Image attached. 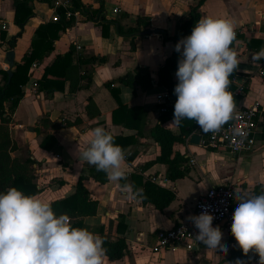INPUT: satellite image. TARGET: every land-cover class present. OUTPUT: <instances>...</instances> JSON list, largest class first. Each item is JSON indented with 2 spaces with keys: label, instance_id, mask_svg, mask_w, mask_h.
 Instances as JSON below:
<instances>
[{
  "label": "crops",
  "instance_id": "crops-1",
  "mask_svg": "<svg viewBox=\"0 0 264 264\" xmlns=\"http://www.w3.org/2000/svg\"><path fill=\"white\" fill-rule=\"evenodd\" d=\"M80 1L89 7V15L78 11L76 24L60 32L49 50L48 44L41 42L34 47L33 43L38 40L37 30L42 25L55 22V10L50 4L45 0H29L33 14L26 20L22 32L15 22L14 1L0 0V86L4 84L3 72H7L5 61L9 51L15 53L14 72L25 58L36 55L29 70L30 80L21 87L24 96L13 111L6 105L11 118L10 137L17 147L11 155L21 163L32 161L31 175L40 190L36 196L50 204L67 199L76 192L78 180L83 177L85 188L99 204L98 212L79 219L68 217L71 226L87 228L109 241L123 238L127 244V253L122 259L111 260L106 256V264L242 262L246 256L225 229H221V245L227 246L226 254L219 248L209 249L199 241L192 251L181 247L154 252L153 248L157 233L176 227L192 216L197 199L209 188L233 184L235 197L250 198L258 186H264V74L260 73L264 71V58L254 62L252 56L260 50L247 46L250 40L264 45V0H208L201 7L202 18L230 19L235 25L234 47L239 64L229 90L244 89L243 94L234 96V111L258 105L256 147L250 153L233 154L192 144L191 138L199 135L194 121L193 132L185 143L174 146L175 153L187 159L182 166L186 175L176 181L168 179L167 165L148 163L161 153L160 144L153 137L156 126L176 135L181 133L180 124L170 125L174 119L177 100L174 89L178 84L176 72L181 57H175L173 69L164 76L173 91L160 81V72L167 60L177 53L175 46L183 39L174 42L165 38L179 34L181 26L189 19L191 7L197 6L200 0ZM103 17L105 21H119L125 29L136 26L138 18L148 17L150 21L132 38L119 35L116 25L103 24ZM147 30L159 33L142 36ZM20 33L21 37L11 48L9 42ZM68 54L70 57L48 74L49 87L42 89L40 82L45 71L58 57ZM93 57L97 60L91 61ZM137 70L149 71L153 80L151 88L144 90L137 86L134 90L120 82V78ZM34 80L38 87L32 90ZM166 90L172 100L169 112L162 113L163 105L156 101V95ZM168 114L173 115L172 118L162 121ZM96 127L104 128L123 149L122 170L126 179L118 182L108 179L101 184L92 177L94 165L80 158V152L89 147L91 131ZM192 160L196 163H191ZM146 181L175 194L170 206L160 211L152 204H145L139 195L133 199L130 193L122 191L125 184H131L133 193L137 190L141 193ZM237 202L235 198L234 208ZM248 254L251 257L250 252Z\"/></svg>",
  "mask_w": 264,
  "mask_h": 264
},
{
  "label": "clouds",
  "instance_id": "clouds-1",
  "mask_svg": "<svg viewBox=\"0 0 264 264\" xmlns=\"http://www.w3.org/2000/svg\"><path fill=\"white\" fill-rule=\"evenodd\" d=\"M234 29L230 19L202 18L191 35L176 44L175 51L181 58L170 125L178 126L183 119L194 120L208 133L219 131L233 118L235 102L228 91L229 77L239 64L237 51L231 47ZM261 58L264 48L252 56L254 62ZM91 136L80 158L104 171L110 181L126 179L122 170L124 151L114 143L113 136L102 127L94 128ZM132 189L133 185L125 184L122 191L135 199L140 190L133 193ZM235 198L238 202L231 234L245 256L254 250L259 264H264V194ZM187 219L198 229L197 241L227 253V246L221 245L223 233L219 226L213 227L214 216L206 209ZM103 244L98 234L72 227L66 215L57 216L51 204L39 196L25 195L15 187L0 193V264H106ZM236 264L242 262L237 260Z\"/></svg>",
  "mask_w": 264,
  "mask_h": 264
},
{
  "label": "trees",
  "instance_id": "trees-1",
  "mask_svg": "<svg viewBox=\"0 0 264 264\" xmlns=\"http://www.w3.org/2000/svg\"><path fill=\"white\" fill-rule=\"evenodd\" d=\"M13 1L16 8L15 22L20 26L23 32L25 22L28 17L33 14V10L28 5L29 0ZM45 1L49 3L50 6L59 14L60 20L42 25L37 30L38 40L33 43V46L35 47L37 43L43 42V44H48L49 50H52V44L54 40L58 39L60 32H65L76 24L75 16L77 12L80 11L84 14H88L89 7L87 8L84 6L80 0H70L71 5L69 9L73 15L72 17L67 18L64 9L55 7V0ZM206 1L208 0H200L197 6L191 7L189 19L181 26L179 34L173 38L166 37L165 40L175 42L181 38L191 35L195 24L202 18L201 7ZM102 9L103 4H101L100 11ZM23 12L25 13L24 16ZM149 21L150 18L148 17L138 18L136 26L125 29L117 20L105 21L104 17L102 19L103 24L116 25L119 35L132 38L138 36V34L141 32V27L148 26ZM21 35L22 33L14 37L9 42V46L11 48L15 47L16 41L19 37H21ZM234 42L231 47L235 49ZM132 46L133 49H135V45L133 44ZM247 46L249 49L256 50L264 48L263 44L257 43V41L254 40H250L247 43ZM69 57V54L58 57L55 64L45 71V74L40 82L42 89L49 87L48 83L50 81L47 79L48 74L53 73L54 68L62 65L63 62ZM175 57L181 56L177 53L174 54L172 58L167 60L165 67L160 72V81L167 86L170 92L173 91L172 84L170 81L165 80L164 76L167 75L171 69H173L174 66L172 63ZM35 60L36 55L33 53L29 57L25 58L22 64L17 65L16 71L14 72L13 78L9 85L7 84L8 73L3 72L4 84L0 86V193H5L9 188L12 187L17 188L28 196L38 195L40 193V190L33 182L34 178L31 175L30 166L32 165V161L28 160L26 163H21L18 159L13 158L11 155L12 152L17 149V147L10 137L8 125L11 122V118L8 116L6 111V105H8L10 110L13 111L24 96V93L21 91V87L29 82V70ZM96 60L97 59L94 57L91 58V61ZM235 74L236 70L229 77L230 81L235 76ZM56 80L61 81L58 78ZM120 82L133 88L134 90H136L137 86H140L144 90L153 86V80L150 77L149 71L146 70H137L135 72L128 73L124 77L120 78ZM109 85L111 86V84ZM56 87L57 85L54 86L55 89H57ZM228 89H232L231 83ZM120 108H122V106H120ZM172 116L173 115L168 114L167 117L162 119V121H166L169 118H172ZM193 124L194 120H181V133L179 135L174 134L170 130L162 128L160 125L156 126V128L153 130V137L160 144L161 153L154 161L149 162L148 165L157 163L167 165L168 179L171 181L182 179L186 175V170L183 169L182 166L186 163L187 159L180 156L179 154H176L174 151V146L178 143H185L186 138H188L193 132ZM43 145L45 146V144ZM92 177L101 184H105L108 181L107 174L104 171H98L96 166L92 168ZM83 180V177L78 180L76 192L72 196L51 204L52 209L57 216L66 215L67 217L79 219L95 216L97 214L99 204L97 201L91 198L90 193L83 184ZM261 194H264V186H258L253 196H258ZM139 196L145 204H152L160 211L170 206V204L175 199V194L173 192L153 183L152 181H146ZM103 241V247L106 249V256H108L109 259L120 260L127 253V244L123 238H120L117 241H109L107 239H103ZM242 264H250L249 254L244 258Z\"/></svg>",
  "mask_w": 264,
  "mask_h": 264
},
{
  "label": "built area",
  "instance_id": "built-area-1",
  "mask_svg": "<svg viewBox=\"0 0 264 264\" xmlns=\"http://www.w3.org/2000/svg\"><path fill=\"white\" fill-rule=\"evenodd\" d=\"M70 0H55V7L62 8L66 12V17H72L69 9ZM115 13L118 12L116 9ZM77 15V14H76ZM60 20L59 14L55 11L53 21ZM33 67H36L34 64ZM264 74V71L260 72ZM32 90L38 87V83L34 80ZM233 97L243 94L242 87L231 91ZM172 100L169 91L156 95V101L163 105L160 112L166 113L170 107ZM258 105L253 107L234 111L233 118L226 122L219 131L205 133L195 122V132L201 136L200 145L208 149H224L233 154L250 153L254 151L257 144V116ZM191 163H196L192 160ZM235 188L233 184H225L209 188L205 193L200 195L196 201L195 211L192 216L200 215L203 210H207L209 214L214 216L213 227L219 226L231 234L232 217L235 211ZM198 229L188 219L171 229H162L157 233V243L153 248L154 252H160L164 249L185 248L192 251L197 244L195 239ZM250 264H259V256L255 251H250Z\"/></svg>",
  "mask_w": 264,
  "mask_h": 264
},
{
  "label": "water",
  "instance_id": "water-1",
  "mask_svg": "<svg viewBox=\"0 0 264 264\" xmlns=\"http://www.w3.org/2000/svg\"><path fill=\"white\" fill-rule=\"evenodd\" d=\"M159 31L157 30H147L141 33L142 36H148V35H152V34H158ZM14 57H15V53L14 51H9L6 55V61L5 64L7 65V73H8V81L7 84L9 85L11 83V80L13 78L14 75V71L12 70L14 67ZM200 140L201 137L200 135H194L191 138V143L195 144V145H199L200 144Z\"/></svg>",
  "mask_w": 264,
  "mask_h": 264
}]
</instances>
